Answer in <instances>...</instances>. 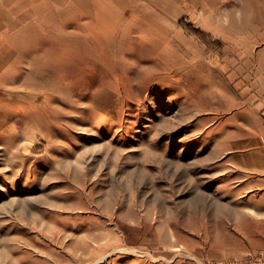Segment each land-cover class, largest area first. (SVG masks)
<instances>
[{
  "label": "rangeland",
  "instance_id": "rangeland-1",
  "mask_svg": "<svg viewBox=\"0 0 264 264\" xmlns=\"http://www.w3.org/2000/svg\"><path fill=\"white\" fill-rule=\"evenodd\" d=\"M33 1L0 16V264H264V0Z\"/></svg>",
  "mask_w": 264,
  "mask_h": 264
},
{
  "label": "crops",
  "instance_id": "crops-1",
  "mask_svg": "<svg viewBox=\"0 0 264 264\" xmlns=\"http://www.w3.org/2000/svg\"><path fill=\"white\" fill-rule=\"evenodd\" d=\"M37 2L33 0H0V16L2 15H12V14H18L21 13V11L27 12V9H25L27 6H35ZM19 6H24L23 9H20ZM46 6V5H45ZM33 11V10H32ZM49 7L48 9H43L42 13H49ZM34 14H38L39 11H33ZM65 12V10H63ZM45 20V17L43 18ZM1 21V18H0Z\"/></svg>",
  "mask_w": 264,
  "mask_h": 264
},
{
  "label": "bare ground",
  "instance_id": "bare-ground-1",
  "mask_svg": "<svg viewBox=\"0 0 264 264\" xmlns=\"http://www.w3.org/2000/svg\"><path fill=\"white\" fill-rule=\"evenodd\" d=\"M40 231H41V230H40ZM44 235H45V234H44ZM92 250H93V249H92ZM92 250H91V251H92ZM96 250H97V249H96ZM96 252H97V251H96ZM89 258H90V257H89ZM10 262H11V261H10ZM8 264H9V263H8Z\"/></svg>",
  "mask_w": 264,
  "mask_h": 264
}]
</instances>
